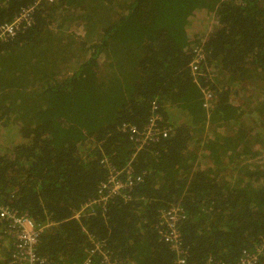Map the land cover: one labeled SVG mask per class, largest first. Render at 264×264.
<instances>
[{"label":"trees","instance_id":"trees-1","mask_svg":"<svg viewBox=\"0 0 264 264\" xmlns=\"http://www.w3.org/2000/svg\"><path fill=\"white\" fill-rule=\"evenodd\" d=\"M29 7L31 25L0 39V201L55 223L38 244L44 264H81L83 226L116 264H177L159 233L173 204L187 264H234L257 248L264 264V99L241 96L264 83V0H0V25ZM201 86L217 96L210 118ZM153 102L172 132L133 158L143 179L131 197L72 218L107 177L104 157L132 159L122 125L143 128ZM4 229L0 264H12Z\"/></svg>","mask_w":264,"mask_h":264},{"label":"built area","instance_id":"built-area-1","mask_svg":"<svg viewBox=\"0 0 264 264\" xmlns=\"http://www.w3.org/2000/svg\"><path fill=\"white\" fill-rule=\"evenodd\" d=\"M33 8H23L21 13L11 22L0 25V39H7L13 36L21 26L31 25ZM202 54V47L195 48V54L189 66L194 75V81L198 82L202 73L199 69ZM203 95L202 105L210 118V111L213 109L217 96L215 91L209 86H201ZM122 129L131 133V140L134 143L135 151L132 159L122 168L114 167L106 157L102 159V164L106 167L107 177L98 185L96 195L83 203L79 209L75 210L72 218L79 220L84 214H91L96 209L105 210L108 203L116 196H122L128 200L131 197L132 186L141 181L142 174H138L132 167L133 158L148 146L159 143L167 138L171 132V126L167 123L159 111L156 102L152 103L151 115L143 128H138L132 124H123ZM184 207L180 204L163 209L160 213L159 233L164 242L176 253L177 264H187V250L183 244L182 233L179 227L181 219L184 218ZM71 218V217H70ZM0 221L4 225V233L11 240L12 264H44V257L37 252L38 244L42 234L55 223L47 219L38 223L26 212H20L0 201ZM88 240L91 242L87 250V256L82 264H116L111 251L107 249L104 241L96 238L95 235L83 226ZM260 248L254 252H244V256L234 264H254ZM224 264V263H220Z\"/></svg>","mask_w":264,"mask_h":264},{"label":"rangeland","instance_id":"rangeland-1","mask_svg":"<svg viewBox=\"0 0 264 264\" xmlns=\"http://www.w3.org/2000/svg\"><path fill=\"white\" fill-rule=\"evenodd\" d=\"M208 27L213 28V26L217 25L216 22H214V19L211 18L209 22L207 23ZM79 30V29H78ZM82 28H80L79 32L81 33ZM259 82V83H258ZM246 90L241 91V96L244 97L245 100H253L254 103L259 104L260 99H264V83L263 80H259L256 82H250L246 84ZM240 97V96H239ZM238 104L237 102H235ZM241 123L243 126L251 127L252 124L248 119L244 116L243 119H241ZM205 135L213 136L211 129H207V131L204 132Z\"/></svg>","mask_w":264,"mask_h":264},{"label":"crops","instance_id":"crops-1","mask_svg":"<svg viewBox=\"0 0 264 264\" xmlns=\"http://www.w3.org/2000/svg\"><path fill=\"white\" fill-rule=\"evenodd\" d=\"M84 261V260H83ZM83 261L81 262V264L83 263Z\"/></svg>","mask_w":264,"mask_h":264}]
</instances>
